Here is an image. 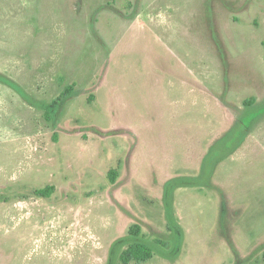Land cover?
I'll use <instances>...</instances> for the list:
<instances>
[{"label":"rangeland","instance_id":"1","mask_svg":"<svg viewBox=\"0 0 264 264\" xmlns=\"http://www.w3.org/2000/svg\"><path fill=\"white\" fill-rule=\"evenodd\" d=\"M0 74V264H264V0H0Z\"/></svg>","mask_w":264,"mask_h":264},{"label":"trees","instance_id":"2","mask_svg":"<svg viewBox=\"0 0 264 264\" xmlns=\"http://www.w3.org/2000/svg\"><path fill=\"white\" fill-rule=\"evenodd\" d=\"M0 82L9 85L14 90H16L20 95H22L25 98H28V94L25 92V90L18 83L9 79L5 75L0 74ZM115 175H116L115 170H112L110 172L111 178L115 179ZM130 232L134 236L139 235L140 234L139 225H133L130 228ZM152 256H153V251L147 244L142 242H134L130 244L126 250H124L121 258L124 263H128L132 260L137 262H145L149 260Z\"/></svg>","mask_w":264,"mask_h":264}]
</instances>
